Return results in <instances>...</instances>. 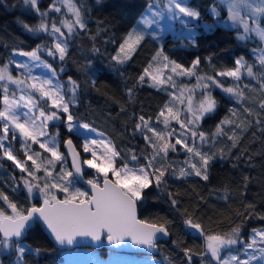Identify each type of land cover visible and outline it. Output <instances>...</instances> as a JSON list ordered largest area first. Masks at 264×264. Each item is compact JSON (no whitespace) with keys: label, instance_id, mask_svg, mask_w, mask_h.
Wrapping results in <instances>:
<instances>
[{"label":"snow or ice","instance_id":"obj_1","mask_svg":"<svg viewBox=\"0 0 264 264\" xmlns=\"http://www.w3.org/2000/svg\"><path fill=\"white\" fill-rule=\"evenodd\" d=\"M23 2L39 17L35 25L21 21L23 29L33 36L50 38L51 44L42 39L30 51L14 48L8 59L0 63V162L11 161L21 173L19 181L14 176L9 177L13 191H20L22 184L30 203L37 199L42 203L25 207L0 191V201L11 210L9 214L7 209L0 207V264H3L4 254H14L13 264H24L26 254H41V249L24 243L26 234L37 224L46 228L61 246V252L67 248L65 254L69 256L73 249L81 248L83 242L95 247L106 241L109 259H101L95 253L87 254L92 256L94 264H115L114 258L129 247L155 249L160 234L169 235L171 222L148 223L138 219L137 207L145 199L146 190L152 186L163 190L170 174L177 179L195 175L207 181L217 154L221 159L226 158L252 126L251 120L240 118L236 108H229L214 129L203 130L202 121L219 107L213 90L219 89L235 100L248 117L255 118L256 125H264V98L257 105L258 112L243 105L249 99L245 90H256L250 83H244L245 77L255 80L259 84L258 91L264 95V0H214L208 9L213 21L203 25H192L200 19V13L191 6V0H153L149 3L137 25L123 38L117 55L112 57L117 64L123 65L131 59L146 37L161 41L162 19L169 21L168 31L179 24L181 33H187L183 38L191 46H196L198 28L205 32L222 28L234 31L239 43L255 40L257 47L249 50L254 62L250 63L241 55L235 59L233 67L211 73L200 70L199 57L186 67L165 54L162 46L158 48L138 82L147 81L150 87L167 91L169 100L160 108L155 123L151 117H138L134 131L143 136L146 148L139 155L129 150L126 157L103 133L74 115L72 109L78 103L81 85L71 77L63 81L60 78L63 67L58 71L43 58L46 54L61 64L66 60L73 38L87 28L86 0H52L46 11L40 10L38 0ZM53 12L60 14L59 17L51 16ZM93 51L98 49L94 47ZM15 56L25 59L16 60ZM206 59L211 65L212 58ZM178 78H188L190 82L182 84ZM221 78L230 79L232 84L225 86ZM92 83L95 84L94 79ZM127 91L131 100L133 89ZM173 121L178 128L172 126ZM60 125L68 134L62 141L66 152L61 151ZM53 127L57 129L55 133L50 132ZM259 130L264 132V127ZM83 133H95L101 138L83 135V144L78 149L72 137ZM224 137L231 144L212 151ZM15 143H19L23 158L17 154ZM37 145L38 150L34 147ZM178 150L186 154L179 165L169 159V154ZM82 153L89 154L88 158H83ZM68 157L71 158L70 166H67ZM141 157L144 163L140 162ZM120 159L124 160L122 164L117 163ZM85 167L93 169L95 175L85 179ZM80 181L90 187V192L77 186ZM57 193H64V198H58ZM169 197L172 205L178 206L171 193ZM223 198H227L226 189ZM248 208L254 211L253 206ZM259 218L264 220V216ZM183 224L203 239L202 251L198 253L200 264H264V227L252 229L245 240L243 224L223 232H206L191 214H186ZM183 253L186 264H193L192 257L197 253L192 248H183ZM76 254L81 253L77 251Z\"/></svg>","mask_w":264,"mask_h":264},{"label":"trees","instance_id":"obj_2","mask_svg":"<svg viewBox=\"0 0 264 264\" xmlns=\"http://www.w3.org/2000/svg\"><path fill=\"white\" fill-rule=\"evenodd\" d=\"M150 2L152 0H99V2L86 0L89 9L87 28L73 38L63 64L58 59L54 60L44 55L58 71L63 67V71L60 72L61 78L71 77L81 85L78 103L72 109L74 115L81 122L89 123L107 136L124 157L129 150H134L139 155L146 148L143 136L134 131L138 117L140 115L151 117L155 123L160 108L169 100L167 91L150 87V82L147 81L144 84L138 82V77L158 48L162 46L165 54L186 67L191 65L193 59L199 57L202 72L211 73L213 70L233 67L235 59L241 55L250 63L254 62V56L248 47L235 39L234 31L218 28L213 32H205L200 28L196 32V46H191L187 39L180 38L178 32L175 35L166 32L159 42L146 37L131 59L123 65L117 64L112 57L117 54L123 38L137 25ZM51 3L52 0H40L38 6L41 11H46ZM213 3L214 0H191V5L199 10V20L211 18L208 9ZM50 15L59 17L60 14L53 12ZM38 20V15L29 5L26 6L23 0H0V63L8 59L14 48L32 49L41 43L42 39H47L51 44L50 38L27 33L20 23L23 21L35 25ZM94 47L98 51H93ZM208 57L212 58L211 65L206 59ZM221 79L224 80L225 86L232 84L228 78ZM178 80L182 84L190 82L188 78ZM191 83H195L194 78L191 79ZM244 83H250L256 90H245L249 99L245 100L243 105L252 108L254 112L260 111L257 105L264 95L258 91L259 84L247 77L244 78ZM129 88L133 89L131 100L127 91ZM213 95L219 101V107L211 117L202 121L203 130L214 129L216 123L228 114L229 108H236L240 118L251 120L252 126L243 133L239 146L233 148L226 158L221 159L217 154L211 163L207 181L195 175L177 179L175 175L170 174L163 190L155 186L146 190L145 199L137 207L138 217L150 223L171 222L168 239L157 243V253L152 256L160 264H186L183 248H192L197 253L192 257L193 264H200L201 258L198 253L202 251L203 239L199 238L195 231L184 226L186 214H191L202 223L206 232H223L232 226L243 224L242 235L247 236L251 229L264 226V220L259 218L264 216V132L259 130L264 125H256L254 117H248L235 100L230 99L219 89H214ZM172 126L179 127L174 121ZM159 127L162 128V125ZM55 129L51 128L50 132H54ZM59 130L62 148V141L68 134L63 125L59 126ZM79 136L72 137L78 148ZM225 144H231L227 137H224L212 151L215 152ZM34 147L38 150V146ZM15 148L17 154L23 158L18 143H15ZM147 151L150 152L151 149ZM185 155L182 150H178L170 153L169 159L179 165L185 159ZM123 162V159L117 161L118 164ZM140 162L144 163L142 157ZM0 163L3 165L0 169V191H4L11 200L25 207L31 206V203L39 204V199L31 203L26 199L27 193L23 191L22 184L20 191H13V182L9 177L14 176L19 181L21 173L11 161L5 159ZM90 176V171L85 168V177ZM225 189L227 198H223ZM169 193L178 201V206L172 205ZM249 205L253 206L254 211L248 208ZM0 207L7 209L3 201H0ZM7 211L9 213L10 209ZM24 243L33 249H41L39 256L26 254L24 264H54V261L59 264L63 261L62 252L53 246L41 224H37L26 234ZM97 253L106 256L108 251L99 249ZM6 259L4 264H12L14 254Z\"/></svg>","mask_w":264,"mask_h":264},{"label":"rangeland","instance_id":"obj_3","mask_svg":"<svg viewBox=\"0 0 264 264\" xmlns=\"http://www.w3.org/2000/svg\"><path fill=\"white\" fill-rule=\"evenodd\" d=\"M40 0H38V2H39ZM152 2H153V0H152ZM26 6H28V5H26ZM192 6V5H191ZM193 7V6H192ZM196 8V7H195ZM147 9V8H146ZM145 9V10H146ZM145 10L143 11V13L145 12ZM225 16H226V14H225ZM141 17V16H140ZM212 21H213V17H211V18H206V20H197V21H193L192 22V25H203V24H205V23H212ZM168 24H169V21H167L166 19H162V21H161V30H162V35L164 34V33H166V32H170V33H172V34H174L175 35V33L176 32H178V34L179 35H181V37L180 38H182V37H185V34H186V32L185 33H181V31H180V26H179V24H176L175 25V29L174 30H172V31H168L167 30V28H168ZM135 27V26H134ZM134 27H132V29L134 28ZM200 28H198L197 30H199ZM244 45H246L247 47H248V49L250 50L251 48H253V47H257V44H256V41L255 40H253V41H251V42H248V43H245ZM119 49V48H118ZM20 50H22V49H20ZM31 49H26L25 51H30ZM250 52V51H249ZM11 54H12V52H11ZM117 55V54H116ZM16 60H24L25 58L24 57H20V56H15L14 57ZM44 58V57H43ZM45 59V58H44ZM49 62V61H48ZM50 63V62H49ZM12 69H13V75H15L16 74V70H15V68H14V66H12ZM61 78V77H60ZM63 81H67L68 80V78L67 79H63V78H61ZM55 128V127H54ZM97 130V129H96ZM57 131V129H55L54 130V132H52V133H55ZM97 132H99L98 130H97ZM101 133V132H100ZM83 135H88V136H90L91 138H97V139H99V138H101V137H97L96 136V134L95 133H83V134H81L79 137V146H81L82 144H83ZM104 137H106L107 139H108V137L107 136H104ZM38 146V145H37ZM18 148L20 149V145H19V143H18ZM61 151H63V150H61ZM81 151H82V149H81ZM88 156H89V154H83V158H88ZM31 162H29V164H30ZM67 166H69V165H67ZM15 167V166H14ZM86 168V167H85ZM87 169V168H86ZM58 170V169H57ZM89 171H90V174H91V176H94L95 175V172H94V170L93 169H88ZM41 175H42V173H41ZM90 176V177H91ZM89 177V178H90ZM78 187H80L82 190H84L85 191V189L80 185V184H78L77 185ZM57 195H58V198L59 197H62V198H64V193H57ZM10 212H11V210H10ZM10 212H9V214H10ZM260 227H264V226H260ZM259 227V228H260ZM254 229V228H253ZM191 230V229H190ZM191 231H194V230H191ZM251 231H252V229L248 232V235L247 236H243L244 238H245V240H247V238H248V236H249V234L251 233ZM73 251V254L71 255V256H69V255H66L65 253L67 252V250H64V252H62V256H63V261L62 262H60L59 264H94V261H93V258H92V256H90V255H87V254H90V253H95L97 256H99L101 259H105V260H107V259H109V256H108V253H107V255L106 256H103V255H101V254H98L97 253V250H95V249H92V248H86V247H81V248H79L78 250L77 249H73L72 250ZM79 252V253H81V254H79V255H77L76 254V252ZM109 252V251H108ZM6 255V256H5ZM9 255H7V254H4L3 255V257H2V259H3V264L5 263V260H7L6 258L8 257ZM155 258H149L147 261H145L141 256H138V254L137 253H127V252H120V255L119 256H117V257H115L114 258V261H115V264H122V262H124V261H129V262H132V264H155ZM13 264V263H12Z\"/></svg>","mask_w":264,"mask_h":264},{"label":"water","instance_id":"obj_4","mask_svg":"<svg viewBox=\"0 0 264 264\" xmlns=\"http://www.w3.org/2000/svg\"><path fill=\"white\" fill-rule=\"evenodd\" d=\"M74 144H75V142H74ZM61 149L66 152V149L63 148V144H62V148ZM70 164H71V158L68 157V165L70 166ZM85 179H87V178L85 177ZM79 184L85 189V191L90 192V187L87 184H85L83 181H80ZM60 199H63V198H60ZM41 203H42V201L40 200L39 204H36V205L39 206ZM137 217H138V210H137ZM138 219H140V218L138 217ZM140 220H143V219H140ZM143 221H146V220H143ZM146 222H148V221H146ZM148 223H150V222H148ZM44 232L46 233V235H48V237L51 240L53 246L61 249V246H58L55 243L54 239L51 237L50 233L46 230L45 227H44ZM168 237H169V235L167 237H164L162 234H160V238L158 239L157 243L160 242V241H163V240H167ZM82 247L92 248V249H95V250L105 249L106 251H109V246L106 244V241H105L104 245H102V246H95V247L89 245L87 242H83V246ZM65 250H67V248H65ZM121 252L137 253V254H146V255L153 256L154 254L157 253V247L155 249H151V250H149V249H136L134 247H129L128 249L122 250Z\"/></svg>","mask_w":264,"mask_h":264},{"label":"built area","instance_id":"obj_5","mask_svg":"<svg viewBox=\"0 0 264 264\" xmlns=\"http://www.w3.org/2000/svg\"><path fill=\"white\" fill-rule=\"evenodd\" d=\"M142 258H143L145 261H147L150 257L147 256L146 254H143V255H142ZM154 261H155V264H160V263L157 262L156 260H154Z\"/></svg>","mask_w":264,"mask_h":264}]
</instances>
